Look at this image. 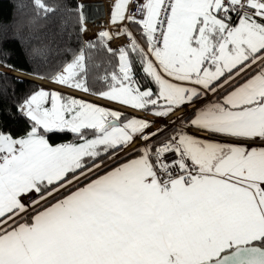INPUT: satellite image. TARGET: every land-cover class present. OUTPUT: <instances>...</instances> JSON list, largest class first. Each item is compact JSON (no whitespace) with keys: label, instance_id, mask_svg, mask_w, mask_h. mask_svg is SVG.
I'll list each match as a JSON object with an SVG mask.
<instances>
[{"label":"snow or ice","instance_id":"snow-or-ice-1","mask_svg":"<svg viewBox=\"0 0 264 264\" xmlns=\"http://www.w3.org/2000/svg\"><path fill=\"white\" fill-rule=\"evenodd\" d=\"M109 23L50 77L69 93L19 103L23 136L0 127V264H264V0H112ZM86 49L117 59L97 77L107 90L89 86ZM189 106L190 124L177 119L207 137L154 148L166 125H153ZM137 140L136 158L98 175Z\"/></svg>","mask_w":264,"mask_h":264},{"label":"trees","instance_id":"trees-1","mask_svg":"<svg viewBox=\"0 0 264 264\" xmlns=\"http://www.w3.org/2000/svg\"><path fill=\"white\" fill-rule=\"evenodd\" d=\"M46 2L57 10L44 15L35 12L32 0H0V74H2L0 75V108L5 110L0 127L15 137L23 136L28 127L26 118L17 113V105L28 95L43 87L38 81L20 77L18 74L40 78L42 83L47 84L49 80L42 77L50 79L66 62L71 61L84 42L96 41L98 38L85 40L83 33L80 32L77 6L81 5V0H46ZM85 51L86 55L92 56V60L87 61L89 86L94 91L107 90L106 85L97 77L105 69L116 70L117 59L95 50ZM99 63H102L101 68L94 67V64ZM137 75H142L138 67ZM215 99L216 97L209 100ZM8 110L13 114L12 117L8 116ZM128 115L131 117L130 114ZM193 116L190 112L186 117L190 121ZM176 133L175 128L166 129L163 134L152 140L153 147L176 136ZM74 140L71 133L50 136V143L53 144ZM138 154L137 151L127 154L119 161L102 168L98 175ZM91 178L94 179L96 176ZM67 194L65 190H61L59 196L62 198ZM49 200L51 203L56 201L53 197Z\"/></svg>","mask_w":264,"mask_h":264},{"label":"built area","instance_id":"built-area-1","mask_svg":"<svg viewBox=\"0 0 264 264\" xmlns=\"http://www.w3.org/2000/svg\"><path fill=\"white\" fill-rule=\"evenodd\" d=\"M81 5H83L82 12L84 16L85 27L87 28V31L83 33V37L85 40L93 39L94 37L98 36V33L102 30L115 31V29L109 23L112 0H81ZM135 7H136V3L134 2L131 5V8L135 9ZM133 31H135L134 26H133ZM128 42L129 41L125 37H120L118 39H114L111 42V47L117 48L118 46H122ZM18 76L25 77L22 74H18ZM40 84L42 85L41 82ZM209 97H212V95L209 94ZM169 126L170 125H167V128H170ZM190 130L191 132H196L194 129H190ZM196 133L203 134L205 136L208 135L207 133H198V132ZM160 145L161 143H158L154 146V148L159 147ZM167 158L171 159L174 157L172 156V154H167Z\"/></svg>","mask_w":264,"mask_h":264},{"label":"rangeland","instance_id":"rangeland-1","mask_svg":"<svg viewBox=\"0 0 264 264\" xmlns=\"http://www.w3.org/2000/svg\"><path fill=\"white\" fill-rule=\"evenodd\" d=\"M98 36H96V37H94L93 39H95V38H97ZM114 49H116V48H114ZM1 65V64H0ZM50 80V79H49ZM42 83V82H41ZM50 82H48L47 84H42V86L45 88V90L46 89H48V90H51V89H55L56 91H58V92H60V93H62V94H67V93H69L68 91H65V90H62V89H60V88H56V87H53V86H51V85H48ZM72 95L74 96V97H76V98H82V99H84V100H87V101H92V102H95V101H93V100H90V99H87V98H85V97H82V96H80V95H76V94H74V93H72ZM212 99V98H214L213 96L212 97H209L208 99ZM96 104H98V105H100V106H103V107H106V108H110V109H118V108H116V107H114L113 105H110V104H105V103H99V102H95ZM121 110V109H120ZM181 111H176L174 114H172V115H170L169 117H167L166 119H164V120H158L154 125H153V129L154 130H152V131H156L157 129H159V128H161L162 126H165L166 125V129H169V128H167V125H170L169 127L170 128H176V127H185V128H187L186 127V125L184 124L183 126H182V122L181 121H179L178 119H176L178 116H180V115H184V114H186L187 112L186 111H188L189 110V108H182V109H180ZM186 110V111H185ZM121 111H123V112H125V113H127V114H130L131 116H136V117H142V116H139V115H137V114H133V113H130V112H127V111H124V110H121ZM180 113V114H179ZM151 113H149V116L147 117L146 116V118L148 119V120H153L154 119V117L152 116V115H150ZM174 115H176V116H174ZM188 115V114H187ZM186 115V116H187ZM178 120V121H177ZM162 123H164V124H162ZM154 126H157V129L155 130V128H154ZM183 129V128H182ZM185 132H188V133H194V134H197V133H195V132H189L190 131V129L189 128H187V129H183ZM165 131V130H164ZM198 135H200V136H203V137H207V136H205V135H203V134H198ZM138 145H141V141H139V140H137L136 141V144H134V145H132L130 148H127V149H125L124 151H122V152H120L119 154H118V157L116 158V159H113V160H111V161H107V162H105L108 166L109 165H111L112 163H114V162H117V161H119L120 159H122V158H124L127 154H129V153H131V152H134L135 151V149H136V147L138 146ZM102 168H104V167H102ZM101 168V169H102ZM50 199V198H49Z\"/></svg>","mask_w":264,"mask_h":264},{"label":"crops","instance_id":"crops-1","mask_svg":"<svg viewBox=\"0 0 264 264\" xmlns=\"http://www.w3.org/2000/svg\"><path fill=\"white\" fill-rule=\"evenodd\" d=\"M45 80H49V79H45ZM49 82H50V80H49ZM42 84H45V83H42ZM48 85H51V86H53V87H56V88H60V89H62V90H65V91H71V90H69V89H67L66 87H63V86H59V85H57V84H55V83H52V82H50ZM44 88V87H43ZM45 89V88H44ZM46 90H48V89H46ZM49 91H56L55 89H51V90H49ZM72 93H74V94H76V95H80V96H82V97H85V98H87V99H90V100H93V101H95V102H99V103H105V104H110V105H113L114 107H116V108H120V106L119 105H117V104H115V103H112V102H109V101H106V100H104V99H99V98H97V97H95V96H92V95H87V94H84V93H82V92H79V91H72ZM212 95V94H211ZM209 98V96L207 97V99ZM188 108V107H187ZM121 110H124V111H127V112H130V113H133V114H137V115H139V116H145V113L144 112H140V111H133L132 109H130V108H122ZM178 111H181V110H178ZM189 111L190 112H192V106H189ZM189 111H186L187 113L186 114H184V115H180V116H178V117H181V116H186L187 114H189L190 112ZM180 114V113H179ZM174 116H176V115H174ZM177 117V118H178ZM176 118V119H177ZM195 117L193 116V118L192 119H194ZM188 123L190 124V121H188ZM186 125V127L187 128H189V129H194V128H192V127H189L188 126V124H185ZM154 128H155V130L157 129V126H154ZM187 129V128H185V127H176L175 129H177V133H176V136L180 133V132H185L183 129ZM151 130H154L153 128L151 129ZM164 130H166V128L164 129ZM195 130V129H194ZM189 132H191V130L189 131ZM187 134H190V135H192V134H194V133H188V132H186ZM196 133V132H195ZM198 133H206V132H198ZM197 137H203V136H200V135H198V134H195ZM206 138V137H205ZM68 143V142H67ZM137 157V155L136 156H131L130 158H128V159H126L125 161H123V162H121L120 164H122V163H126L128 160H130V159H134V158H136ZM120 164H118V165H116V166H114L113 168H115V167H118ZM113 168H111V169H109L108 171H111ZM108 171H106V172H108ZM106 172H104L103 174H101V175H104V174H106ZM95 179V178H94ZM83 185H81V187H82ZM75 190V189H74ZM73 190V191H74ZM64 197V196H63ZM62 197V198H63ZM56 201H54V202H52V203H55Z\"/></svg>","mask_w":264,"mask_h":264},{"label":"water","instance_id":"water-1","mask_svg":"<svg viewBox=\"0 0 264 264\" xmlns=\"http://www.w3.org/2000/svg\"><path fill=\"white\" fill-rule=\"evenodd\" d=\"M0 70H1V69H0ZM2 71H4V70H2ZM7 72H9V71H7ZM11 73H13V72H11ZM22 75L25 76V77H27V78L34 79L35 81H38L39 83H40L41 80H42V79L37 78V77H34V76H30V75H26V74H22Z\"/></svg>","mask_w":264,"mask_h":264},{"label":"bare ground","instance_id":"bare-ground-1","mask_svg":"<svg viewBox=\"0 0 264 264\" xmlns=\"http://www.w3.org/2000/svg\"><path fill=\"white\" fill-rule=\"evenodd\" d=\"M147 117L149 116V114L147 113V114H145Z\"/></svg>","mask_w":264,"mask_h":264}]
</instances>
